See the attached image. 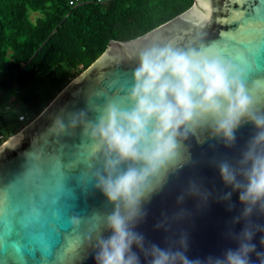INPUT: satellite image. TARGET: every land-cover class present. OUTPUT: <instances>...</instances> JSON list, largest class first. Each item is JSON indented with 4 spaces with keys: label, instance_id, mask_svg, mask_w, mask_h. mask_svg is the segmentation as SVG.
<instances>
[{
    "label": "water",
    "instance_id": "obj_1",
    "mask_svg": "<svg viewBox=\"0 0 264 264\" xmlns=\"http://www.w3.org/2000/svg\"><path fill=\"white\" fill-rule=\"evenodd\" d=\"M169 43L178 48L202 45L228 55L242 54L247 62L245 85L252 112L264 116V0H193L189 9L142 36L110 41L38 117L0 145V188H7L12 206L28 221L23 235L15 238L11 232L0 233V251L15 264H96L97 241L111 234L105 216L112 206L89 180L84 163L89 141L81 135V127L64 135L51 129L58 117L67 125L70 114L81 109L95 119L97 109L107 101L126 105L140 52ZM254 132L250 122L242 121L231 149L212 138L207 129L199 138L186 141L188 151L153 181L144 204L147 216L136 230L144 234L146 246L157 244L202 261L236 247L228 233L241 206L236 204L229 213L217 202L230 189L220 182L215 164L222 159L235 163ZM0 195L6 202L7 192ZM235 200L234 195L233 203ZM72 216L80 219L78 225H71ZM248 227L255 232L252 242L257 251L264 252V216L254 213ZM185 236L186 250L182 247ZM139 254L141 264H147L143 252ZM252 260L257 261L255 254Z\"/></svg>",
    "mask_w": 264,
    "mask_h": 264
},
{
    "label": "clouds",
    "instance_id": "obj_2",
    "mask_svg": "<svg viewBox=\"0 0 264 264\" xmlns=\"http://www.w3.org/2000/svg\"><path fill=\"white\" fill-rule=\"evenodd\" d=\"M246 72L242 54L228 55L216 47L149 46L137 57L126 105L110 100L97 109L95 119L81 109L70 114L67 125L62 117L54 121L51 130L57 135L81 127L89 141L84 156L89 180L112 206L105 216L111 234L97 241L96 264H141L140 252L147 264H176L178 259L181 264H264V252L257 251L255 232L248 227L254 213L264 216V116L252 112ZM245 120L255 132L240 158L215 164L220 182L230 189L217 202L229 213L241 206L228 233L236 247L202 261L157 244L146 246L144 234L136 229L147 216L144 204L153 181L188 151L186 141L199 138L205 129L223 147L233 148ZM70 223L78 225L80 219L72 216ZM237 225H242L239 232ZM187 246L185 236L182 247Z\"/></svg>",
    "mask_w": 264,
    "mask_h": 264
},
{
    "label": "trees",
    "instance_id": "obj_3",
    "mask_svg": "<svg viewBox=\"0 0 264 264\" xmlns=\"http://www.w3.org/2000/svg\"><path fill=\"white\" fill-rule=\"evenodd\" d=\"M72 2V4L70 3ZM193 0H0V145L38 117L110 41L135 39ZM9 109V107H7ZM22 114L27 120L21 122Z\"/></svg>",
    "mask_w": 264,
    "mask_h": 264
},
{
    "label": "snow or ice",
    "instance_id": "obj_4",
    "mask_svg": "<svg viewBox=\"0 0 264 264\" xmlns=\"http://www.w3.org/2000/svg\"><path fill=\"white\" fill-rule=\"evenodd\" d=\"M4 192H7V201L5 202L3 195H0V233L7 235L11 232L12 237L16 238L27 231L28 221L17 207L12 206L7 188H0V194ZM0 264H15V261L0 251Z\"/></svg>",
    "mask_w": 264,
    "mask_h": 264
},
{
    "label": "rangeland",
    "instance_id": "obj_5",
    "mask_svg": "<svg viewBox=\"0 0 264 264\" xmlns=\"http://www.w3.org/2000/svg\"><path fill=\"white\" fill-rule=\"evenodd\" d=\"M83 72V71H82ZM81 72V73H82ZM80 73V74H81ZM79 74V75H80ZM78 75V76H79ZM7 107H9V109H7ZM22 105H20V104H17V105H7V103H5V101H2V102H0V110H2V111H4L5 112V114H6V116L8 117V118H10L15 112H17V111H21L22 110ZM25 128V127H24ZM20 132V131H19ZM18 132V133H19ZM18 133H16V134H18Z\"/></svg>",
    "mask_w": 264,
    "mask_h": 264
},
{
    "label": "built area",
    "instance_id": "obj_6",
    "mask_svg": "<svg viewBox=\"0 0 264 264\" xmlns=\"http://www.w3.org/2000/svg\"><path fill=\"white\" fill-rule=\"evenodd\" d=\"M72 4V2H70ZM18 120L21 122H24L27 120V116L25 114H22L18 117ZM1 138V137H0Z\"/></svg>",
    "mask_w": 264,
    "mask_h": 264
},
{
    "label": "bare ground",
    "instance_id": "obj_7",
    "mask_svg": "<svg viewBox=\"0 0 264 264\" xmlns=\"http://www.w3.org/2000/svg\"><path fill=\"white\" fill-rule=\"evenodd\" d=\"M16 136H17V135H16ZM16 136H14V137H16ZM14 137H12V138H14ZM12 138H11V139H12Z\"/></svg>",
    "mask_w": 264,
    "mask_h": 264
}]
</instances>
